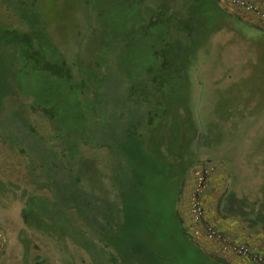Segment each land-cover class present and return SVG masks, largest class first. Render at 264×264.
Segmentation results:
<instances>
[{
	"label": "trees",
	"instance_id": "trees-1",
	"mask_svg": "<svg viewBox=\"0 0 264 264\" xmlns=\"http://www.w3.org/2000/svg\"><path fill=\"white\" fill-rule=\"evenodd\" d=\"M84 1L76 7L88 3L110 5V19L114 4L123 2ZM124 2L132 8L148 9L141 18L145 25L177 23L180 33L192 37L190 45L196 50L208 44L215 31L223 29L219 21L227 18L243 22L228 0H160L155 6L142 4V0ZM37 3L25 0V8L15 12L24 22V30L0 28L2 48L6 50L2 53L13 58L4 74L11 77L12 87L25 98V107L41 112L52 131L48 137L42 136L26 120L21 127L9 125L12 131L19 128L20 134H7V139L21 148L25 144L33 146L39 152L41 171L36 170L37 165L32 166L36 170L34 178L45 181L41 189L54 187L52 197L34 193L28 198L25 222H32L28 213H35L33 206L40 202L38 223L36 220L30 227L56 239L73 237L84 248L99 244L109 247L116 253L110 255L117 264H174L172 242L178 249L185 245L189 264L209 263L211 256L185 232L177 208L186 173L198 158L194 151L199 142H195L198 128L190 106V61L174 58L183 52L175 47L171 57L151 55L147 59L148 76L130 89L126 107L103 93L108 77L97 58L102 49L96 46L104 41L90 43V22L89 27L84 22L86 28L77 52L68 56L61 47L68 42L62 44L56 39V33L61 36L59 25L52 24L53 19H43ZM82 145L110 153L114 165L110 196L109 189H102L107 176L94 169L89 172L91 161L83 154ZM86 186L90 187L89 195L84 194ZM98 186L102 196L95 194ZM255 217L264 222L262 212ZM74 222L83 225L77 227ZM212 262L228 264L221 259Z\"/></svg>",
	"mask_w": 264,
	"mask_h": 264
},
{
	"label": "rangeland",
	"instance_id": "rangeland-1",
	"mask_svg": "<svg viewBox=\"0 0 264 264\" xmlns=\"http://www.w3.org/2000/svg\"><path fill=\"white\" fill-rule=\"evenodd\" d=\"M79 1L38 0L37 6L44 13L43 19H53L52 24L59 25L61 36L56 33V39L62 44L68 42L66 46L61 45L68 56L77 52L85 23L90 22V43L97 39L104 41L96 47L102 49L97 58L108 77L102 87L107 99L127 107L130 89L138 86L136 81L148 76L147 59L151 55L168 58L175 47L183 52H178L174 58L185 63L190 61L187 68L192 80L190 106L194 115L191 116L198 128L195 142H199L194 147L197 162L186 173L177 202L182 227L193 242L211 256L206 264H214L212 259L228 264H255L249 255L231 248L224 240L210 237L206 230L213 226L238 247L246 246L261 253L256 250L259 249L256 241L261 244L263 228L255 225L254 220L256 213H264V19L233 6L234 13L241 15L245 25L239 19L219 21L223 29L215 31L209 43L196 50L190 45L192 37L180 33L174 21L164 26L141 23L148 11L144 6L132 8L123 0L121 4H114L116 8L110 19V5L88 3L78 8ZM146 2L155 6L160 0H142V4ZM23 8L25 0H0V28L24 30V22L16 14L20 12L17 9ZM2 41L0 34V263L14 264L18 260L23 264L25 261L32 264H117L110 255L116 253L109 247L99 244L84 248L73 237L56 239L52 234L30 227L29 224L36 220L38 223L36 213L40 211V202L33 206L35 213H28L32 222H25L28 198L34 193L38 196L49 193L52 197L54 187L49 185L48 189H41L45 181L34 178V172L41 171L38 165L42 158L33 146L25 144L21 148L7 139V134H20L19 128L12 131L9 125L21 127L26 120L42 136L48 137L52 131L41 112L25 107V98L12 87L11 77L4 74L13 58L2 53L6 52ZM81 147L91 161L89 172L94 169L107 176L102 189H109L110 196V176L114 171L110 153L88 145ZM163 151H166L165 144ZM32 165H37L36 170ZM89 191L90 187L86 186L84 194L89 195ZM94 191L102 196L100 186ZM197 203L200 214L195 211ZM80 224L83 225L73 223L77 227ZM230 228L236 229L237 234L229 233ZM252 235L256 240L250 238ZM78 238L81 240L79 234ZM171 246L174 264H189L185 245L178 249L172 242Z\"/></svg>",
	"mask_w": 264,
	"mask_h": 264
},
{
	"label": "built area",
	"instance_id": "built-area-1",
	"mask_svg": "<svg viewBox=\"0 0 264 264\" xmlns=\"http://www.w3.org/2000/svg\"><path fill=\"white\" fill-rule=\"evenodd\" d=\"M228 1L232 6H236L246 12L252 13L260 19H264V0H228ZM195 211L198 214H200L201 212V208L198 203L197 206L195 207ZM206 233L212 238L217 237L220 240H224L231 248L236 249L240 253L249 255L251 260L255 264H264V255L262 253L253 252L246 246L238 247V245H236L234 241H232L231 239H227L226 237H223V235L219 233L213 226H209L206 230Z\"/></svg>",
	"mask_w": 264,
	"mask_h": 264
},
{
	"label": "crops",
	"instance_id": "crops-1",
	"mask_svg": "<svg viewBox=\"0 0 264 264\" xmlns=\"http://www.w3.org/2000/svg\"><path fill=\"white\" fill-rule=\"evenodd\" d=\"M264 214V213H263ZM254 224L255 225H259L261 228H263V231H262V238H261V244L259 245V244H257V241H256V245H258L257 247L259 248V249H256V250H259L263 255H264V222H262V221H259V220H257V219H255L254 220ZM228 232L229 233H233L234 235H236L237 234V230L236 229H234V228H230V229H228ZM251 239H253V240H256L255 239V237L252 235L251 237H250ZM250 241V239H248V242ZM253 249H255V248H253ZM26 250L27 249H25V256H26ZM23 264V262H20V261H18V260H15L14 261V264ZM33 262H26L25 261V264H32ZM1 264V263H0Z\"/></svg>",
	"mask_w": 264,
	"mask_h": 264
}]
</instances>
